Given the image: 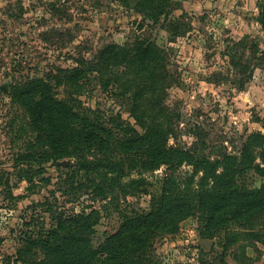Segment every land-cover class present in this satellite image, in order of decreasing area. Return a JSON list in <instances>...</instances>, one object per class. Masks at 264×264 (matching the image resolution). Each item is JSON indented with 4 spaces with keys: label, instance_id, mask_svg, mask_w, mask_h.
<instances>
[{
    "label": "rangeland",
    "instance_id": "rangeland-1",
    "mask_svg": "<svg viewBox=\"0 0 264 264\" xmlns=\"http://www.w3.org/2000/svg\"><path fill=\"white\" fill-rule=\"evenodd\" d=\"M137 2L0 0V264H18L16 252L28 225L33 230H48L50 204L68 214L100 210L106 204L111 213L125 210L129 215H142L160 196L166 175L174 174L182 180L193 172L188 164L174 171L167 166L149 172L135 169L110 193L111 183L104 176L110 171L107 162H101V167L89 174L77 172L75 158L50 162L42 167L40 175L34 167L17 169L15 155L23 151L32 132L22 122V108L9 97L13 83L55 77L61 69L97 62L106 48L120 51L138 40H147L168 53L167 69L173 84L165 90L162 104L173 119L175 134L170 136L169 146L204 148L205 155L214 160L224 155L239 157L251 134L264 135V9H260L259 1L172 0L179 7L171 15L178 20L173 27L162 26L164 16L157 25L146 20L135 11ZM177 34L180 36H174ZM232 41L250 45L246 53L250 80L244 90L226 80L239 78L228 72L232 68L222 55ZM92 76L99 79L96 72ZM110 82L105 87L94 80L80 99L106 118H121L142 132L127 112L131 96H118L122 91L119 84ZM58 91L62 95L65 88ZM99 157L96 151L88 154L89 160L98 161ZM248 180L254 181V187L264 182L253 174ZM123 185H127L124 190ZM97 187L107 189L106 200ZM111 221L103 218L95 227L96 245L102 242ZM202 227L194 218L183 221L177 234L156 243L152 262L264 264L263 243L242 238L224 253V235L203 239ZM234 232L242 230L236 228Z\"/></svg>",
    "mask_w": 264,
    "mask_h": 264
},
{
    "label": "trees",
    "instance_id": "trees-1",
    "mask_svg": "<svg viewBox=\"0 0 264 264\" xmlns=\"http://www.w3.org/2000/svg\"><path fill=\"white\" fill-rule=\"evenodd\" d=\"M258 1L263 10L264 0ZM174 10L179 7L172 0H138L135 7L154 25L164 16L162 26L171 27L178 23L171 17ZM263 24L264 17V30ZM249 46L245 41H232L222 54L232 68L228 72L239 77L226 80L238 90H244L250 80V66L246 65ZM253 52H257L255 47ZM167 62L165 49L138 40L128 49L106 48L97 62L61 69L58 76L12 84L11 102L22 108V122L32 132L23 151L15 155L17 169L34 167L40 175L42 167L50 162L75 158L77 172L89 174L101 167V162H107L110 171L104 176L113 193L135 169L149 172L161 166L171 171L184 164L193 167L182 180L174 174L166 175L160 196L151 201L146 214L129 215L125 210L111 213L106 204L100 210L68 214L50 204L47 212L51 226L33 230L28 225L16 252L18 264H155L152 252L156 243L177 234L180 224L189 218L203 226V239L213 240L223 234L224 253L242 238L264 244V182L254 187V181L248 180L252 174L264 180V135L251 134L239 157L224 155L214 160L205 155L204 148L169 146L175 131L172 114L162 104L165 90L173 84ZM94 72L99 79L92 76ZM110 76L113 79L109 80ZM94 80L105 87L114 81L122 90L118 96H131L127 112L142 132L121 118H106L99 110L84 105L80 98ZM61 87L65 88L62 95L58 91ZM91 151L101 154L98 161L88 159ZM97 190L106 200L107 189ZM103 218L112 221L102 242L96 245L95 227ZM236 228L242 233H235Z\"/></svg>",
    "mask_w": 264,
    "mask_h": 264
},
{
    "label": "water",
    "instance_id": "water-1",
    "mask_svg": "<svg viewBox=\"0 0 264 264\" xmlns=\"http://www.w3.org/2000/svg\"><path fill=\"white\" fill-rule=\"evenodd\" d=\"M263 27H264V24H263ZM3 90H4V91H6V89H5V88H3Z\"/></svg>",
    "mask_w": 264,
    "mask_h": 264
}]
</instances>
